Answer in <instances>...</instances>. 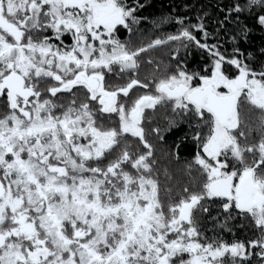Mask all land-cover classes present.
Returning a JSON list of instances; mask_svg holds the SVG:
<instances>
[{"label":"snow or ice","instance_id":"snow-or-ice-1","mask_svg":"<svg viewBox=\"0 0 264 264\" xmlns=\"http://www.w3.org/2000/svg\"><path fill=\"white\" fill-rule=\"evenodd\" d=\"M150 6L0 0V264H264V0Z\"/></svg>","mask_w":264,"mask_h":264},{"label":"trees","instance_id":"trees-1","mask_svg":"<svg viewBox=\"0 0 264 264\" xmlns=\"http://www.w3.org/2000/svg\"><path fill=\"white\" fill-rule=\"evenodd\" d=\"M180 0H176V3H179ZM150 7L148 9V12L145 14H158L161 10V6H167L170 3V0H149ZM262 37L260 33H254L253 34V43L255 45H259L261 43Z\"/></svg>","mask_w":264,"mask_h":264}]
</instances>
